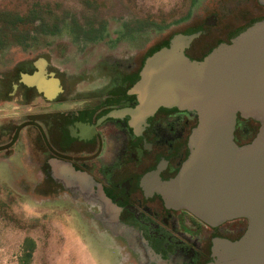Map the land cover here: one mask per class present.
<instances>
[{
  "label": "flooded vegetation",
  "instance_id": "flooded-vegetation-1",
  "mask_svg": "<svg viewBox=\"0 0 264 264\" xmlns=\"http://www.w3.org/2000/svg\"><path fill=\"white\" fill-rule=\"evenodd\" d=\"M261 20L264 5L259 0H223L220 9L195 28L203 32L186 53L203 59ZM146 58L141 63L135 55L101 54L84 64L72 63V70L63 74L49 61L40 70L29 61L2 77L0 96L5 103L25 107L23 123L29 124L22 130L36 131L40 161L35 167L44 182L40 196L55 195L60 188L76 196L74 206L92 218L97 231L121 242L125 254L119 264H207L214 259L216 242L241 239L248 220L210 225L185 209L169 207L146 184L151 175L171 179L178 174L189 156L198 112L162 108L138 128L129 116L108 115L138 105L130 90L139 82ZM21 71L31 75L38 71L33 76L39 74L40 86L20 83ZM234 138L240 143L236 131ZM53 160L72 166V188L64 190L52 177Z\"/></svg>",
  "mask_w": 264,
  "mask_h": 264
},
{
  "label": "rangeland",
  "instance_id": "rangeland-1",
  "mask_svg": "<svg viewBox=\"0 0 264 264\" xmlns=\"http://www.w3.org/2000/svg\"><path fill=\"white\" fill-rule=\"evenodd\" d=\"M222 1L0 0V80L29 61L39 70L49 61L62 74L72 70V63L84 64L101 54L135 55L142 63L174 34L199 28ZM18 17L25 22L15 24ZM23 75L32 76L21 71L20 83L39 86L38 79L29 85ZM27 113L0 96V264H119L125 254L121 242L97 231L92 218L74 206L76 196L61 188L40 196L44 182L35 167L40 161L36 131L22 130L29 124L23 123ZM260 126L239 115L240 143L235 142H252ZM58 162L64 161L53 160L55 173L50 174L64 190L72 188Z\"/></svg>",
  "mask_w": 264,
  "mask_h": 264
},
{
  "label": "water",
  "instance_id": "water-1",
  "mask_svg": "<svg viewBox=\"0 0 264 264\" xmlns=\"http://www.w3.org/2000/svg\"><path fill=\"white\" fill-rule=\"evenodd\" d=\"M202 32L174 34L153 50L130 90L138 105L108 115L129 116L138 128L162 108L197 111L199 122L182 168L171 179L151 175L147 187L169 207L185 209L210 225L248 220L241 239L216 242L214 259L207 264H264V20L196 60L186 50ZM23 80L37 84V76L23 75ZM239 115L261 123L253 141L243 146L234 139ZM62 165L61 175L72 181V166L58 162L57 168Z\"/></svg>",
  "mask_w": 264,
  "mask_h": 264
},
{
  "label": "trees",
  "instance_id": "trees-1",
  "mask_svg": "<svg viewBox=\"0 0 264 264\" xmlns=\"http://www.w3.org/2000/svg\"><path fill=\"white\" fill-rule=\"evenodd\" d=\"M21 22H22V23L25 22V21H24V18H19V17H18V18L15 20V24H17V23H21ZM172 35H173V34H172ZM172 35H171V36H172ZM166 43H167V42H166ZM164 44H165V43H164ZM162 45H163V44H162ZM162 45H160V46H162ZM160 46H158L157 48H159ZM157 48H155V49H157ZM155 49H154V50H155ZM152 52H153V51H152ZM152 52H151V53H152ZM151 53H150V54H151ZM201 58H202V57H201ZM201 58H199L198 60H201Z\"/></svg>",
  "mask_w": 264,
  "mask_h": 264
}]
</instances>
